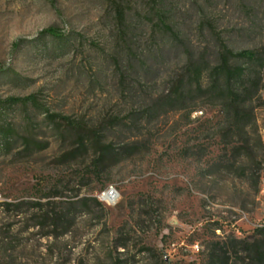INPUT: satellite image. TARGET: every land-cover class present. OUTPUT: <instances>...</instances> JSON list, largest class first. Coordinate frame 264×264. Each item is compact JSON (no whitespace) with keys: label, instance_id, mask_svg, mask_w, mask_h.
Returning a JSON list of instances; mask_svg holds the SVG:
<instances>
[{"label":"rangeland","instance_id":"1","mask_svg":"<svg viewBox=\"0 0 264 264\" xmlns=\"http://www.w3.org/2000/svg\"><path fill=\"white\" fill-rule=\"evenodd\" d=\"M117 4L124 25L110 0H0V202L24 203L21 217L0 212V244L16 247L7 263L203 264L213 242L241 251L260 238L264 104L255 111L261 144L251 131L241 158L229 153L242 136L216 124L218 102L195 93L170 106L166 96L192 62L214 67L225 48L252 52L232 64L262 73L264 0ZM71 125L100 130L122 160L96 171L92 144L80 148ZM82 197L101 206L66 235L33 226L31 203Z\"/></svg>","mask_w":264,"mask_h":264},{"label":"trees","instance_id":"2","mask_svg":"<svg viewBox=\"0 0 264 264\" xmlns=\"http://www.w3.org/2000/svg\"><path fill=\"white\" fill-rule=\"evenodd\" d=\"M110 1L115 4L119 24L124 25L126 21L125 8L117 4L119 0ZM50 31L45 33L56 35L53 30ZM254 58V54L250 51L233 53L225 48L220 53L218 63L214 67L203 70L202 64L192 62L186 73L175 82L173 90L166 96L167 103L170 106L178 101L187 100L195 93H200L202 98L218 102L220 109L218 110L219 117L216 124L226 128L232 134L231 138L242 136L241 145H238V147L236 145L232 146V153H229L235 156V149H238L241 158L247 157V151L250 150L251 131L257 134L261 144L255 111L260 104H264L261 96L264 71L262 73L255 72L249 65L232 64V61L244 59L249 62ZM204 79L207 81L206 84L203 83ZM22 101L24 100L11 98L8 103L18 104ZM194 108L193 111L203 110L201 105L198 104ZM71 127L77 133V144L80 148H83L87 142L92 144L94 148L92 167L96 171L99 172L102 168H105L110 158H116L117 160L121 158L123 152L116 153V150L112 149L110 144L103 143L100 130L87 129L81 125H71ZM12 133L11 127L4 129V134L7 136ZM121 150L123 151L124 148H121ZM42 198L48 197H41L40 199ZM31 204L35 210L34 216L37 220L33 226L41 228L42 231L47 229V232L42 234L43 237L55 238L62 237L70 232L76 219L88 211L91 206L94 204L101 206L99 201L93 197H82L77 201L66 203L57 201L42 203L39 200ZM23 205V202L2 201L0 202V212L3 214L13 212L11 217L18 218L23 215ZM59 230L60 232H58ZM256 233L260 238L240 242L242 244L241 251H238L236 243H229L227 240L211 243L203 264H264V227L256 229ZM9 244L10 247L4 243V240L0 244V264H10L5 260L9 256V252L15 251L16 247L12 246L11 243ZM244 252L247 256L239 258V254ZM165 263L169 264L167 261H163V264Z\"/></svg>","mask_w":264,"mask_h":264},{"label":"built area","instance_id":"3","mask_svg":"<svg viewBox=\"0 0 264 264\" xmlns=\"http://www.w3.org/2000/svg\"><path fill=\"white\" fill-rule=\"evenodd\" d=\"M261 93H262V98H264V75H263V89H262ZM107 193L109 194V196H111L112 201H109V200H107V199L105 198V195H106ZM116 195H117L116 190H115L113 187H111L106 193H103V194H102V199H103L106 203L110 204L111 202H114V200L116 199Z\"/></svg>","mask_w":264,"mask_h":264},{"label":"bare ground","instance_id":"4","mask_svg":"<svg viewBox=\"0 0 264 264\" xmlns=\"http://www.w3.org/2000/svg\"><path fill=\"white\" fill-rule=\"evenodd\" d=\"M105 198H106L107 200H109V201H112V198H111V196H109L108 193L105 195Z\"/></svg>","mask_w":264,"mask_h":264}]
</instances>
